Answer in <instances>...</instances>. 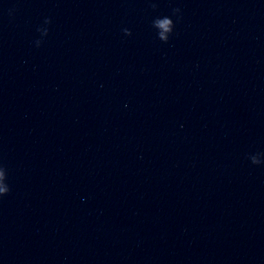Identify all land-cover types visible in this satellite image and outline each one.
Here are the masks:
<instances>
[{"label": "water", "instance_id": "95a60500", "mask_svg": "<svg viewBox=\"0 0 264 264\" xmlns=\"http://www.w3.org/2000/svg\"><path fill=\"white\" fill-rule=\"evenodd\" d=\"M0 264H264V0H0Z\"/></svg>", "mask_w": 264, "mask_h": 264}]
</instances>
